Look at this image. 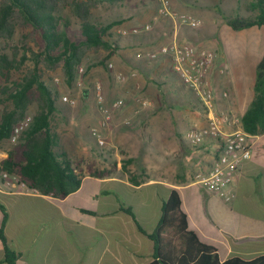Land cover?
I'll use <instances>...</instances> for the list:
<instances>
[{
	"label": "crops",
	"instance_id": "1",
	"mask_svg": "<svg viewBox=\"0 0 264 264\" xmlns=\"http://www.w3.org/2000/svg\"><path fill=\"white\" fill-rule=\"evenodd\" d=\"M263 27L249 29L258 31ZM171 30L169 20L159 18L153 22L150 32L134 37L130 43L134 46V54L121 51L124 66L129 69L125 74L127 82L135 79L136 87L140 85L144 89L133 105L132 101L126 100L122 112L112 120L118 123L125 119L137 122L146 119L147 145H142L148 150L156 149L157 160L147 161L145 155L126 156L124 161L130 162L131 166L134 161H141L140 168H143L142 173L129 174L133 169L122 167L125 162L121 163V158L117 157L113 160L115 170L108 177L85 174L81 176L78 188L60 199L33 191L0 190V204L7 215L3 236L6 246L16 254L13 264H148L152 259L153 243L147 235L154 230L162 202L170 189H176L180 196L189 229L201 241L215 246L221 261L234 256L252 259L264 254V133L257 135L250 159L242 163L233 184L225 190L232 193L231 199L225 202V192L209 194L196 182L197 175H204L210 169L218 153V142L205 140L199 146L191 147L183 138L186 129L202 126L206 120L198 124L191 119L185 122L178 113L174 115L178 117L179 124L176 125L167 111L142 112L155 107L161 96L158 94L159 98L156 96L153 100V86L142 79L141 73L130 70H137L133 69L135 67L141 70L139 61L150 63L138 58V51L156 49L162 39L169 41ZM147 34L151 37L145 36ZM177 38L183 39L181 32ZM148 67L147 72H151L153 66ZM154 67L159 69L157 64ZM157 75H160L159 70ZM211 76L217 106L221 81L218 76ZM251 98L252 91L240 100V117ZM141 99L148 100L150 106L140 107ZM232 109L236 111L237 108ZM221 110L232 111L226 106ZM158 112L163 116L160 121L153 119ZM122 129L120 131L126 136L134 133L132 128ZM72 142L69 137L64 139L62 148L69 158L75 153ZM123 150L130 153L127 148ZM5 157L6 153L0 150V161ZM127 209L130 214L125 212ZM2 217L0 211V225ZM0 264H8L1 240Z\"/></svg>",
	"mask_w": 264,
	"mask_h": 264
},
{
	"label": "trees",
	"instance_id": "2",
	"mask_svg": "<svg viewBox=\"0 0 264 264\" xmlns=\"http://www.w3.org/2000/svg\"><path fill=\"white\" fill-rule=\"evenodd\" d=\"M62 7H68L79 20L80 40L70 41L64 29H57L60 21L57 11ZM248 10L252 16L224 18L225 24L234 31L264 26V0H252ZM88 11L89 6L83 0H0V44L12 41L18 32L22 47L21 54L14 48L8 56L0 46V145H9L6 157L0 161V172L15 175L41 195L59 199L78 188L81 176L104 178L115 170L114 162L110 169H97L93 163L82 168L80 161L56 151L59 138L51 126L56 113L55 92L42 80L39 68L42 65L53 70L60 66L70 87L76 67L87 51L101 48L108 57L115 54L117 46L107 39V31L117 22L97 28L89 23ZM28 40L34 45L28 47ZM25 61H30L32 67L10 80V72L19 71ZM251 91L252 98L240 117V125L243 131L259 135L264 133V52L255 64ZM31 107L35 111L29 126L15 144H9L13 126L28 115ZM0 211L3 216L0 240L6 262L13 264L16 254L6 246L3 228L7 215L1 204ZM125 212L130 214L129 209ZM147 236L153 243L148 264H264V254L252 259L234 256L221 261L216 247L201 241L189 229L176 189L169 190L161 205L160 218Z\"/></svg>",
	"mask_w": 264,
	"mask_h": 264
},
{
	"label": "rangeland",
	"instance_id": "3",
	"mask_svg": "<svg viewBox=\"0 0 264 264\" xmlns=\"http://www.w3.org/2000/svg\"><path fill=\"white\" fill-rule=\"evenodd\" d=\"M83 1L89 6L88 20L90 24L99 28L111 22H117L116 25H113L107 31V39L117 46V50L111 57H108L107 52L101 48H93L87 51L76 67L74 81L70 87L63 79L60 66L53 70H49L45 66L39 65L42 72V80L53 92H55L56 113L51 123L52 128L59 138L58 146L55 149L57 152H63L64 139L66 140L69 137L73 141L72 145L75 149L72 158H74L76 162L80 161L82 168H85L88 163H93L97 169H101L103 166L110 169L111 162L119 157L121 158V163L125 162V164H121L122 167L133 169L129 174H136L137 171L142 173L143 168H140L142 167L141 161L138 163L134 161V164L131 166L130 162L124 160L126 156L138 158L143 155L146 156L145 158L147 161L154 160L155 162L157 160L158 156L156 149L155 151L148 150L145 149V146L143 148L142 145V143L147 145V138L144 133L147 128V120L143 119L138 122L137 120H130L131 123L128 126H123L122 123L120 124L122 120L118 123L112 122L114 116L115 118L118 117L124 109V106H126L125 101L129 99V101H132L133 105L135 98L141 96L144 89L140 85L136 87L135 79L133 80L131 78L132 80L128 82L127 78L124 81L116 79L117 74L125 75L127 73L126 70H129L124 66L125 61L121 51L125 50L127 54H134V46L130 43L133 42L135 39L134 37H136H122L117 33V30L120 27L141 26L144 23L151 22V17L156 8V0ZM251 1L252 0H169L174 11L190 13L199 18L200 25L197 29L191 30L182 27L179 28L178 34L181 32L183 36L182 40H189L197 47L205 46L215 51L217 55L216 63L224 69V74L218 76V79L221 81V90L218 93L219 102H217L215 110L234 114L238 118H240L238 105L241 106L240 100L242 101L245 99V96L249 95L251 91L254 67L264 52V27L260 28L258 31L250 29L234 31L225 24L224 18L252 16L253 13L248 10V4ZM178 5L181 6L176 9ZM57 17L60 18L59 24L57 25L58 30L64 29L70 41H78L81 39L80 22L71 14L68 7L59 8ZM152 24L153 22L151 23L150 30H152ZM149 34L155 36L154 33ZM149 34L145 36L151 37ZM138 36L140 35H137V37ZM20 38L19 33L16 32L12 41L0 44L1 47H4V51L2 52L10 56L13 52L12 49L16 48L19 50V54H21L20 50L22 47ZM166 42L167 40L162 39L158 44L161 45ZM27 44L28 47L34 45L32 40H28ZM148 50L149 51H138V53L144 54L145 52H151L154 51L155 48H149ZM157 61L158 63H156ZM157 61H150V63L139 61V64L142 66L141 70L137 67L133 68L137 70H130L131 72L136 71V74L141 73V75H143L142 79H144L148 85L153 86L152 95H155V97H153L154 99L152 98L153 100L156 99V96L159 98L158 94L161 96L159 101L156 102L155 107H147L148 109L142 112H151L154 110H156V112L167 111L171 115V122H174L176 125L179 124L178 117L174 115L178 113H180L182 116L181 119L185 120V122L189 119L197 124L203 122V120H205V113L202 107L193 97L192 93L182 85L177 76L172 73L168 60L159 58ZM109 62L112 63V68L110 69L106 67V64ZM155 64H157L159 69L154 67ZM150 65L153 66L151 67L153 70L147 72V70H149L148 66ZM31 67L30 61H25L19 68V71L10 72V80H15L20 77L22 72H25ZM155 70L156 73L153 72ZM157 70L160 72L159 76L157 75ZM136 77L139 78L138 75H136ZM54 79H57L58 82L54 83ZM96 85H99V92L103 97L102 103L100 104L95 100ZM223 93L225 96H222ZM62 97L74 99L75 104L72 106L66 104L61 100ZM117 98L123 99V106L119 109L110 111L109 107L111 102ZM224 104L226 108L232 111L221 110L225 107ZM232 108L237 109L235 111ZM101 109L110 111V120L104 130V146L99 148L90 135L89 128L96 125L101 119ZM174 109L176 112H174ZM181 109L182 111L178 112ZM34 111V107H31L27 113L31 116ZM162 118L163 116L158 112V115L154 116L153 119L160 121ZM122 127L132 128L134 133L126 136L120 131L123 130ZM113 133H116L115 135L118 136V138L114 136ZM120 142L122 143L120 144ZM7 145L8 144L0 145V150L6 152ZM83 147H85V149H83ZM123 148H127L130 153L125 152ZM101 162L107 164L103 165ZM114 219H116V217H114ZM100 221L103 222L102 219H100Z\"/></svg>",
	"mask_w": 264,
	"mask_h": 264
},
{
	"label": "built area",
	"instance_id": "4",
	"mask_svg": "<svg viewBox=\"0 0 264 264\" xmlns=\"http://www.w3.org/2000/svg\"><path fill=\"white\" fill-rule=\"evenodd\" d=\"M159 18H166L172 25V38L166 43L158 45L151 52L138 54V58L147 61H154L159 58L167 59L171 71L177 76L199 102L205 113L206 123L202 126H194L185 130L184 140L191 147H197L205 140H216L218 142V153L212 162L210 169L204 175H197L196 182L209 194H219L225 192L233 184L235 175L243 162L251 157L252 147L258 136L249 134L241 128L240 118L234 114L216 111V92L211 83V75L222 76L224 69L216 63V53L212 48L205 46L197 47L189 40L177 38L179 28L197 29L200 25L199 18L190 13L177 12L171 7L169 0H156V8L151 17V22L141 26L120 27L117 33L122 37L137 36L140 33L149 32L151 23ZM144 55V56H143ZM107 68H112V63L106 64ZM134 74V73H133ZM119 81L126 80L124 74H117ZM54 83L58 80L54 79ZM99 85L95 86V97L98 104L102 103L103 97L99 92ZM222 96H225L223 93ZM68 105H74L75 100L68 97L61 99ZM122 98L113 100L109 110H116L123 106ZM142 108L150 106V102L145 99L139 101ZM101 109V119L89 128L90 135L96 142L97 147L104 146V130L110 120V111ZM31 116L26 115L15 124L10 133L8 143L13 145L17 142L20 134L29 126ZM123 126L130 125V120L125 119ZM0 190L9 192H30L23 182L15 175L7 172H0ZM232 197L231 192H225L223 200L228 202Z\"/></svg>",
	"mask_w": 264,
	"mask_h": 264
}]
</instances>
